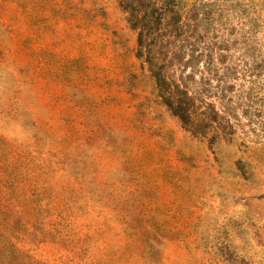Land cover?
I'll list each match as a JSON object with an SVG mask.
<instances>
[{
    "label": "rangeland",
    "instance_id": "rangeland-1",
    "mask_svg": "<svg viewBox=\"0 0 264 264\" xmlns=\"http://www.w3.org/2000/svg\"><path fill=\"white\" fill-rule=\"evenodd\" d=\"M180 4L238 71L221 138L160 101L119 0H0V264H264L242 79L264 59V0Z\"/></svg>",
    "mask_w": 264,
    "mask_h": 264
},
{
    "label": "trees",
    "instance_id": "trees-1",
    "mask_svg": "<svg viewBox=\"0 0 264 264\" xmlns=\"http://www.w3.org/2000/svg\"><path fill=\"white\" fill-rule=\"evenodd\" d=\"M119 5L136 32L135 56L146 64L160 101L192 132L216 138L234 133L227 78L238 71L226 65L223 48L217 59L212 43L193 40L200 37L194 35L180 0H119ZM199 57L204 58V72L189 71ZM243 66L242 79L249 84L243 97L250 104L244 112L255 125V138H264V59Z\"/></svg>",
    "mask_w": 264,
    "mask_h": 264
}]
</instances>
